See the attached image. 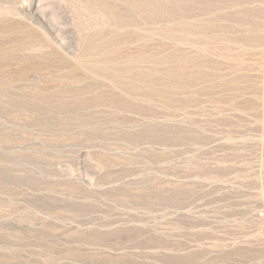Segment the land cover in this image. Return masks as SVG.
Returning <instances> with one entry per match:
<instances>
[{
	"label": "rangeland",
	"instance_id": "374dc122",
	"mask_svg": "<svg viewBox=\"0 0 264 264\" xmlns=\"http://www.w3.org/2000/svg\"><path fill=\"white\" fill-rule=\"evenodd\" d=\"M0 264H264V0H0Z\"/></svg>",
	"mask_w": 264,
	"mask_h": 264
},
{
	"label": "bare ground",
	"instance_id": "6f19581e",
	"mask_svg": "<svg viewBox=\"0 0 264 264\" xmlns=\"http://www.w3.org/2000/svg\"><path fill=\"white\" fill-rule=\"evenodd\" d=\"M32 4H33V2H31ZM30 4V3H29ZM20 7V6H19ZM23 8V7H22ZM34 8V7H33ZM21 10V9H20ZM35 12H38V11H35ZM25 13V12H24ZM32 13V12H31ZM22 14V13H21ZM36 14V13H35ZM39 15H41L40 13H38ZM30 15V14H29ZM28 15V16H29ZM36 17V16H35ZM42 17V16H41ZM40 17V18H41ZM34 18V17H33ZM42 20H43V18H41ZM42 20H41V22H42ZM44 22V21H43ZM34 24H36V23H34ZM44 24V23H43ZM40 25H42V24H40ZM46 25V24H45ZM46 27V26H45ZM44 29V28H43ZM45 30V29H44ZM50 33V32H49ZM2 64V63H1ZM8 64V63H7ZM9 80V79H8ZM6 85V84H5ZM11 88V87H10ZM10 91V90H9Z\"/></svg>",
	"mask_w": 264,
	"mask_h": 264
}]
</instances>
